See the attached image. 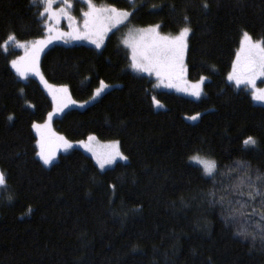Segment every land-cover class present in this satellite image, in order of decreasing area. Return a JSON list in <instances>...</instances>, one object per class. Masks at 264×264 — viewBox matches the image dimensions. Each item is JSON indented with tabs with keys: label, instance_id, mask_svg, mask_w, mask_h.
I'll return each instance as SVG.
<instances>
[{
	"label": "trees",
	"instance_id": "trees-1",
	"mask_svg": "<svg viewBox=\"0 0 264 264\" xmlns=\"http://www.w3.org/2000/svg\"><path fill=\"white\" fill-rule=\"evenodd\" d=\"M96 1L117 3L132 11L130 19L101 50L53 45L41 70L74 101L52 119L61 136L120 142L127 161L105 170L82 148L59 152L51 165L40 159L33 124L47 120L53 102L37 79L14 72L11 59L22 51L8 53L4 44L14 43L12 34L23 42L44 37L45 18L32 0H0V170L7 180L0 188V264H264V241L234 234L221 206L208 202L211 178L190 159H213L223 172L240 159L264 173V106L227 78L243 32L264 41V0H207L206 9L204 0ZM185 16L187 77L207 78L198 100L136 73L124 44L134 28L158 24L177 34ZM101 82L107 91L95 98ZM249 136L256 143L245 146ZM235 175L218 176L215 187Z\"/></svg>",
	"mask_w": 264,
	"mask_h": 264
},
{
	"label": "snow or ice",
	"instance_id": "snow-or-ice-1",
	"mask_svg": "<svg viewBox=\"0 0 264 264\" xmlns=\"http://www.w3.org/2000/svg\"><path fill=\"white\" fill-rule=\"evenodd\" d=\"M68 0H65L67 4ZM32 3L40 4L42 11L40 15L48 20L59 21L66 14L65 8L61 7L58 10L53 8V0H32ZM87 11L83 12V29H78L72 23L69 27L72 29L69 33H58V38L70 36L73 39H88L95 44L97 48L101 47L106 33L111 29L113 23H121L130 13L119 11L116 8H97L91 3V0H86ZM70 6V5H69ZM155 7V6H153ZM203 7H208L207 0H204ZM74 18L68 15V20ZM184 26L176 35H165L159 31L160 25L149 26L141 29L139 36L135 42L129 44L132 49L131 66L138 72L155 74L157 79L166 82L168 87H178L181 91H189L184 80L186 73L185 56L187 53V38L191 33V28L188 26V17L183 18ZM51 33L53 29L48 27ZM53 37L50 35L47 39H41L28 44V42L19 43L18 47L24 49V55L17 59L11 60V67L23 79L28 78V74L32 73L40 75L39 71V56L42 49L51 42ZM8 40L16 42L17 38L14 34L8 37ZM7 42L4 48L7 49ZM257 77H264V41L253 42L248 32H243L242 46L240 52L236 56V61L233 65V71L228 75V80L234 81L236 85L246 84L251 85L254 89L253 95L257 100H264V89L256 90ZM206 77H201L199 82L191 87V94L199 97L201 92V84ZM43 80V76H41ZM47 85V82L45 81ZM50 89L52 86L47 85ZM106 85L101 82V87L96 90V95L99 96ZM22 91V89H21ZM58 93L62 95H58ZM53 100L56 103L54 111L49 112L46 122L41 125L34 123L33 127L39 133V148L38 155L44 165H51L55 159L56 151L60 146L65 150L72 147V143L63 136H58L51 131V121L57 111L62 110L66 104L65 97L67 88L62 87L52 92ZM155 100V98H153ZM157 106H160L159 101H155ZM199 114H196L190 119H198ZM9 120L13 116L9 115ZM94 136H89L88 141L94 140ZM82 146L93 149L85 141L79 142ZM255 139L251 136L243 140V144L254 145ZM119 142L115 141L110 146L111 151L104 154L103 159L98 156L100 167L103 168L105 163H115L117 158L127 160L119 151ZM96 154V153H94ZM202 165L203 175L210 177L214 185L207 193L209 204H219L221 206V215L225 224L235 226V235L247 239L257 236L264 241V173L260 171H251L250 164L245 160L237 159L231 165L221 166L227 171H218L217 162L213 159L201 158L198 154L190 157ZM236 173L232 178V183L225 184L223 180L217 184V177ZM7 183L6 174L0 170V188ZM113 188L115 186L113 185ZM12 197H9L11 202ZM31 212V209H28Z\"/></svg>",
	"mask_w": 264,
	"mask_h": 264
},
{
	"label": "rangeland",
	"instance_id": "rangeland-1",
	"mask_svg": "<svg viewBox=\"0 0 264 264\" xmlns=\"http://www.w3.org/2000/svg\"><path fill=\"white\" fill-rule=\"evenodd\" d=\"M133 1L134 0H129V2H132V5H135V3H133ZM91 3L94 4L97 8H105L106 9V8H113L114 7V8H116L119 11H125V12L130 13V15L126 19H124L123 22H121V23H118V24L117 23H113L111 29L106 33L101 47L97 48L96 45L93 44V43H91L90 40H88V39H73L70 36H64L62 38H58V33H60V32L69 33V32L72 31V29L69 27V23H72L78 29H81V30L83 29V12L88 10L86 0H68L67 4H65V0H53V8L56 9V10H58L59 8L63 7V8H65L66 14L63 15L59 19L58 22L55 21V20L45 19V22H46V34H45V36L42 37V38H39V39H36V40H33V41L28 42V44L31 45V43H33L35 41H38V40H41V39H47V37L50 36V35L53 37V39L51 40V42L48 43L42 49V51L40 52V56H39V71H40V75H35V74H32V73H29L28 74V78L27 79H23L22 77H20L16 73L15 69H13L14 72L22 80H28L29 78H35V79H37L42 84V86L45 88V90L50 95V97L52 99V102H53V108H52V110L50 112L54 111V109L56 108V103L53 100L52 92L53 91H56V90H58V89H60L62 87L61 86H58V85L50 84V83L48 84V81L42 75L43 73H42V70H41V60H42V57H43L44 53L50 47H52L53 45H56V44H64V45L84 44V45L92 46V47H95V48L101 50L105 46V43H106L108 37L110 36V34L112 32H114L115 30H118L119 28H121L122 26H124L128 22V20L130 19V16L132 14V11L127 10V9L120 8L117 3L114 4V3L109 2V1L99 2V1H96V0H91ZM68 15H71L74 19L72 21H69L68 20ZM48 27H51L53 29V31L51 33L48 31ZM145 28H148V27H144V28H134V29H130V30H128L126 32V35H125V38H124V44L129 49V51L131 53V56H132V49L129 47V44L135 42L136 39L139 36L140 30L141 29H145ZM159 31L162 34H165V35H176V34H167V33H164L161 30V28H159ZM190 34H189V36L187 38V44H188V46H189ZM252 41L253 42H260V41L254 40L253 38H252ZM19 43H23V41H18L17 40L15 43H12L11 46H8L7 49H5L6 52H8V53H10L12 50L22 51V54H20L19 56L17 55L15 57H13L11 60L17 59L18 57L24 55V49L18 47V44ZM241 46H242V43H241ZM241 46H240L237 54L240 52ZM187 54H188V48H187V53H186V56H185L186 73H185V76H184V80L187 82V84L186 85H182V86H186L189 89V91H181L178 87H168L167 84H166V82H162L161 80L157 79V77L155 76V74H153L151 76H153L155 78V80L157 81V84L156 85H157V88L158 89L165 90V91H170V92H175V93H178V94H180V95H182L184 97H188V98H191V99L198 100V99L201 98V96L203 94L204 84L207 81L206 80L207 78L204 80L203 84H201V86H200V88H201L200 96L197 97V96L192 95L191 94V87H192L193 84H196L197 82H199L200 79H198L196 81H192V80H190L187 77ZM235 61H236V58H235ZM235 61H234V63H235ZM234 63H233V65H234ZM133 70L136 73H139V74L149 75L148 73L138 72L135 69H133ZM232 71H233V67H232L231 72ZM41 76H43V80H41ZM45 81L47 82V85L52 86L51 89L45 84ZM230 82L233 83V84H235L234 81H230ZM237 86L238 87H247L248 89H250L252 91V93L254 92V89L251 87V85L240 84V85H237ZM106 89L107 88L104 87L103 90L101 91L100 95L97 96L96 94H94L95 95L94 97L95 98L96 97L99 98L100 96H102L107 91ZM259 89H264V77H257V80H256V90H259ZM58 95H62V94L58 93ZM253 97H254V100L256 101V104H259V105L264 106V100H257L254 95H253ZM65 100H66L65 106L62 108V110L57 111L56 114L53 116V118L60 117L64 112H66L67 110L73 108L74 101H73V99H72V97H71V95H70V93H69L68 90H67V95L65 97ZM85 104H86L85 102L77 103L78 106H84ZM45 122L40 123V124L43 125ZM51 131L53 133L57 134L58 136H61L55 130V128H54V126L52 124V121H51ZM38 138L40 140L39 133H38ZM79 142L80 141L71 142L72 143V147L71 148H74V147H76V148H82L87 154H89L90 156L93 157V159L95 160V162L100 167V163L98 162V156H97V154L100 156L101 159H103L104 154L107 153V152H109V151H111L110 146L115 141H100L97 138H95L92 141L85 140V142H87L89 144V146L93 149V151H89L88 148L82 146ZM118 147H119V151L123 154L122 149H121L120 142H119ZM68 149H70V148H68ZM39 150H40V148H39ZM62 151H65V148L63 146H60L58 148V150L56 151L55 157L58 155L59 152H62ZM94 153H96V154H94ZM201 158H203V157H201ZM118 161H124L125 162L127 160H123V159L117 158L116 161H115V163H111V164L105 163L104 167L103 168L100 167V168L102 170H105L107 168L113 167ZM191 162L194 163V164H196V165H198V166L200 165V164H198L194 160H191ZM200 166L202 167V165H200ZM0 194H1V189H0Z\"/></svg>",
	"mask_w": 264,
	"mask_h": 264
}]
</instances>
